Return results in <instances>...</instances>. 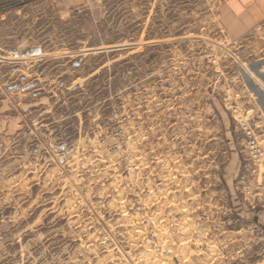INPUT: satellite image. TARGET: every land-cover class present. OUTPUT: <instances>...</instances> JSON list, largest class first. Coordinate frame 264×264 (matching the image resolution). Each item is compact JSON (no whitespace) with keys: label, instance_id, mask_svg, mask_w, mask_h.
<instances>
[{"label":"rangeland","instance_id":"rangeland-1","mask_svg":"<svg viewBox=\"0 0 264 264\" xmlns=\"http://www.w3.org/2000/svg\"><path fill=\"white\" fill-rule=\"evenodd\" d=\"M225 3L0 0V264H264V21Z\"/></svg>","mask_w":264,"mask_h":264},{"label":"crops","instance_id":"crops-1","mask_svg":"<svg viewBox=\"0 0 264 264\" xmlns=\"http://www.w3.org/2000/svg\"><path fill=\"white\" fill-rule=\"evenodd\" d=\"M221 18L235 40L247 38L264 21V0H226Z\"/></svg>","mask_w":264,"mask_h":264},{"label":"built area","instance_id":"built-area-1","mask_svg":"<svg viewBox=\"0 0 264 264\" xmlns=\"http://www.w3.org/2000/svg\"><path fill=\"white\" fill-rule=\"evenodd\" d=\"M246 137V155L261 173V179L264 183V147L262 141L256 137L252 129L247 130Z\"/></svg>","mask_w":264,"mask_h":264},{"label":"water","instance_id":"water-1","mask_svg":"<svg viewBox=\"0 0 264 264\" xmlns=\"http://www.w3.org/2000/svg\"><path fill=\"white\" fill-rule=\"evenodd\" d=\"M264 102V101H263ZM263 105H264V103H263Z\"/></svg>","mask_w":264,"mask_h":264}]
</instances>
